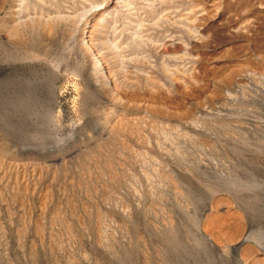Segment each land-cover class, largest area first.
Segmentation results:
<instances>
[{
    "label": "rangeland",
    "instance_id": "rangeland-1",
    "mask_svg": "<svg viewBox=\"0 0 264 264\" xmlns=\"http://www.w3.org/2000/svg\"><path fill=\"white\" fill-rule=\"evenodd\" d=\"M83 1L25 0V13L59 19L30 18L13 33L3 22L8 2L0 0V264H264V249L255 243L264 238V1H223L214 24L207 23L206 0L115 8L107 0ZM82 3L96 9L90 16L104 12L96 46L102 50L113 42L112 55L133 80L115 91L119 102L101 84L92 88L84 80L88 67L77 32L90 16L82 18ZM187 7L201 10L188 24L197 42L155 19L162 10L173 15ZM70 15L79 25H64ZM129 22L138 33L133 42L126 38ZM171 35L183 43L172 57L165 40ZM236 64L257 76L229 82L243 69ZM181 77L187 78L182 84ZM220 91L229 93L230 107L214 101ZM172 110H182L181 117ZM218 120L222 128L229 126L226 138L212 128ZM250 127L257 131L254 137ZM248 226L257 237L233 247Z\"/></svg>",
    "mask_w": 264,
    "mask_h": 264
},
{
    "label": "bare ground",
    "instance_id": "bare-ground-1",
    "mask_svg": "<svg viewBox=\"0 0 264 264\" xmlns=\"http://www.w3.org/2000/svg\"><path fill=\"white\" fill-rule=\"evenodd\" d=\"M27 1V0H26ZM84 1H86V0H84ZM83 1V2H84ZM108 2H109V4H111V6L112 7H117L120 3H123L124 5H128V4H142L143 3V5H149V3L151 2V0H107ZM184 1V0H183ZM202 1V0H201ZM207 1V5L209 6V8H210V11H211V13L208 15V17H207V23L208 24H211V23H213L214 24V22L215 21H217L220 17H221V15H222V9H220V5L222 4V2L223 1H226V0H219V2L217 3V2H215V1H213V0H206ZM233 1V0H232ZM235 1H237V0H235ZM262 1H264V0H262ZM7 2H8V12H6L7 13V15H6V17H5V19L3 20V22L4 21H8L5 25H6V27H10V29H12V32L14 31V32H16V30H18L19 28H23V27H25L26 26V24H27V22L28 21H30L31 19L30 18H34V17H37V18H43V20H51L52 18H54V19H52V20H55V19H59V14H54V15H46L45 17H40V16H36V15H29V14H27V13H25L24 11H25V9H28L27 8V4H26V2H25V0H7ZM81 2V1H80ZM171 2V1H170ZM172 2H175V1H172ZM238 2V1H237ZM78 3V2H77ZM228 3H229V1H228ZM231 3V2H230ZM68 4V3H67ZM71 4V3H70ZM183 4V3H182ZM250 4V3H249ZM108 5V4H107ZM179 5V4H178ZM87 5H85V4H81L80 5V9H82V18L83 19H86V17H88V16H90V14L94 11V10H96V9H94V8H90V6L89 7H86ZM169 6H171V5H169ZM194 6V5H193ZM260 6H261V4H260ZM77 7V6H76ZM241 7V6H240ZM249 7V6H248ZM108 8V7H107ZM113 8V9H114ZM125 8V7H124ZM146 8V7H145ZM167 8V7H166ZM184 8V7H183ZM226 8V7H225ZM263 8V7H262ZM72 10H73V4H72V8H71ZM77 9H79V8H77ZM79 9V10H80ZM127 9H130V8H127ZM247 9V8H246ZM57 10V9H56ZM69 10V9H68ZM108 10V9H107ZM112 10V9H111ZM119 10H121V9H119ZM162 10V9H161ZM203 10V9H202ZM76 11V10H75ZM128 11V10H127ZM200 8L199 7H187L186 9H184V10H182L181 12L180 11H178V10H175L174 11V13H173V15L171 14V13H168L167 11H165V10H162V13H159V11H158V15H156L155 17V19H157V18H162L163 20H166L167 22H169V23H171V25H170V28H172L173 29V31H177V32H184L185 34H186V32H187V34L189 35L188 36V41H190V42H194V40L196 41L197 40V37L194 35V34H190L189 32H188V29H189V27H188V24L192 21V20H195V18L200 14ZM246 11V10H245ZM57 12H59L58 10H57ZM56 12V13H57ZM63 12V11H62ZM71 12V11H70ZM74 12V11H73ZM112 12V11H111ZM122 12V11H121ZM203 12V11H202ZM5 13V14H6ZM60 13H61V11H60ZM64 13V12H63ZM81 13V12H80ZM156 13V12H155ZM31 14V13H30ZM64 14H68V13H64ZM73 14V13H72ZM79 14V13H78ZM103 14H104V12L103 11H100V12H98V13H96L95 15H92V16H90V19L88 18V19H86V21L84 22V24H83V26L81 27V29L80 30H78V40H79V43H80V45L82 46V49H83V52H84V55H85V59H86V62H87V66H85L86 67V69H87V67H88V71L87 72H82V74H83V76L85 77L84 78V80L86 79V82H88V84L90 85V87H92V88H96L95 86L97 85V84H101L105 89H106V91L108 92V96H110L113 100H117L118 99V96H117V94H116V92L115 91H117L118 90V87L120 86V85H123V84H126V83H129V82H133V80L131 79V78H128V76L125 74V72H123L122 71V69H121V63L120 62H118L117 60H116V58H114V56L112 55V52H113V48H114V46H115V44L113 43V42H107V44L105 45V46H103V48H102V50H100L99 49V47L98 46H96V41L97 40H99L100 38H101V24L103 23L102 22V17H103ZM107 15H108V13H106ZM109 14H111V13H109ZM132 14V13H131ZM135 14V13H134ZM234 14V13H233ZM257 14V13H256ZM4 15V14H3ZM38 15V14H37ZM204 15V14H203ZM238 15V14H237ZM258 15V14H257ZM105 16V15H104ZM256 16V15H255ZM52 17V18H51ZM125 17V16H124ZM135 17V16H134ZM138 16L136 15V17L135 18H137ZM140 17V16H139ZM139 17L137 18V20L139 19ZM154 17V16H153ZM201 17V16H200ZM63 18V17H62ZM76 18V17H75ZM75 18H73V16L72 15H70V16H68V17H65V19L62 21L63 23H64V25H66V26H77V25H79V22H76L74 19ZM108 18H109V16H108ZM112 18V17H111ZM256 18V17H255ZM110 19V18H109ZM127 19H128V17H127ZM141 19V18H140ZM139 19V20H140ZM142 19H143V17H142ZM80 20H82V19H80ZM110 20H112V19H110ZM132 20V19H131ZM152 20V19H151ZM154 20V19H153ZM201 20V19H200ZM0 21H2V20H0ZM37 21V20H36ZM150 21V20H149ZM205 21H206V19H205ZM220 21V20H219ZM60 22V21H59ZM125 22V21H124ZM159 22V21H158ZM199 22V21H198ZM40 23V22H39ZM132 23V22H131ZM130 22H129V24H131ZM143 23V22H142ZM226 23V22H225ZM256 23V22H255ZM42 24V23H41ZM58 24V23H57ZM61 24V23H60ZM133 24V26L131 25L130 27H127L128 28V30H127V35H126V38H128V40L130 41V42H133V40L135 39V40H137V35H138V33L136 32V30H134L135 28V23L133 22L132 23ZM216 24V23H215ZM243 24V23H242ZM82 25V24H81ZM121 25V24H120ZM146 25V24H145ZM165 25V24H164ZM3 26V25H2ZM1 26V27H2ZM43 26H45V25H43ZM63 26V25H62ZM128 26V25H127ZM137 26V25H136ZM149 26V25H148ZM152 27H154L153 25H151ZM157 27V26H156ZM167 27H169V25L167 26ZM237 27V26H236ZM244 27V26H243ZM258 27V26H257ZM55 28V27H54ZM66 28V27H65ZM79 28V27H78ZM141 28V27H140ZM191 28V27H190ZM232 28V27H231ZM31 29V28H30ZM33 29H34V27H33ZM123 29V28H122ZM125 29V28H124ZM124 29H123V31H124ZM141 30V29H140ZM190 30H193L192 28L190 29ZM228 30V29H227ZM232 30H234V29H232ZM251 30V29H250ZM256 30V29H255ZM9 31V30H8ZM21 31V30H20ZM145 31V30H144ZM205 31V30H204ZM13 32V33H14ZM196 32V31H195ZM209 32V31H208ZM207 32V33H208ZM56 33V32H55ZM137 33V35L135 36V34ZM249 33V32H248ZM5 34V33H4ZM17 35V34H16ZM140 35V34H139ZM168 35V34H167ZM179 35V34H178ZM222 35H223V33H222ZM249 35V34H248ZM5 36V35H4ZM250 36V35H249ZM257 36V35H256ZM145 37V36H144ZM186 37V36H185ZM205 37V36H204ZM248 37V36H247ZM22 38V37H21ZM260 38V37H259ZM144 39V38H143ZM146 39V38H145ZM183 39V38H182ZM15 40V39H14ZM142 40V39H141ZM150 40V39H149ZM166 40V51H167V53H168V55L169 56H174L173 54H174V52L176 51V50H180V49H182V46H183V43H182V40H181V38L179 37V36H175V35H171V36H167V38L165 39ZM239 40V39H238ZM127 41V40H126ZM152 41V40H151ZM188 41H184V42H188ZM55 42V41H54ZM123 42V41H122ZM140 42V41H139ZM156 42V41H155ZM197 42V41H196ZM42 44V43H41ZM152 44V43H151ZM160 44V43H159ZM186 44V43H185ZM57 45L58 44H56V47H57ZM118 45H120V44H118ZM139 45V44H138ZM195 45H196V43H195ZM238 46V45H237ZM55 47V48H56ZM58 47H60V45L58 46ZM136 47H138V46H136ZM234 47V46H233ZM247 47V46H246ZM255 47V46H254ZM157 48H158V46H157V44L156 43H154L153 44V49L156 51L157 50ZM3 49V48H2ZM25 49V48H24ZM150 49V48H149ZM252 49V48H251ZM43 50V49H42ZM237 50V49H236ZM253 50V49H252ZM260 50V49H259ZM30 51V50H29ZM33 51V50H32ZM44 51V50H43ZM160 51H162V50H160ZM159 51V52H160ZM184 51V50H183ZM195 51V50H194ZM201 51V50H200ZM203 51V50H202ZM231 51V50H230ZM254 51H256V50H254ZM253 51V52H254ZM261 51V50H260ZM181 52V51H180ZM193 52V51H192ZM222 52H224V51H222ZM138 53V52H137ZM156 53V52H155ZM176 53V52H175ZM258 53H259V51H258ZM28 54V53H27ZM56 54H57V51H56ZM165 54V53H164ZM182 54V53H181ZM34 55V54H33ZM32 55V56H33ZM135 55V54H134ZM183 55V54H182ZM190 55V54H189ZM230 55V54H229ZM31 56V59L33 58ZM35 56V55H34ZM52 56V55H51ZM54 56V55H53ZM129 56V55H128ZM142 56V55H141ZM43 57V56H42ZM7 58V57H6ZM27 59L26 60H28V62H29V58L28 57H26ZM47 58V57H46ZM51 57H49V58H47V59H50ZM58 58V57H57ZM169 58V57H168ZM175 58V57H174ZM246 58V57H245ZM258 58V57H257ZM33 59H35V57L33 58ZM40 58H38V60H39ZM56 59V58H55ZM85 59H82V60H85ZM234 59H236V58H234ZM247 59V58H246ZM4 60V59H3ZM38 60H37V64H38ZM44 60H45V58H44ZM53 60V59H52ZM57 60V59H56ZM73 60V59H72ZM170 60V59H169ZM244 60V59H243ZM12 61V60H11ZM40 61H43V58H42V60H40ZM219 61V60H218ZM27 62V61H26ZM25 62V63H26ZM44 63L46 62V61H43ZM42 62V63H43ZM250 62V61H249ZM13 63V62H12ZM32 63V62H31ZM48 63V65L51 63V61L50 62H47ZM58 61L56 62V64L58 65ZM119 63V64H118ZM51 64H53V63H51ZM60 64V63H59ZM163 64V63H162ZM225 64V63H224ZM238 64H240V63H238ZM238 64H236L237 66H238V68H241V67H239V65ZM242 65H243V62L241 63ZM248 64H250V63H248ZM36 65V64H35ZM45 65V64H44ZM168 65V64H167ZM175 65V64H174ZM173 65V66H174ZM229 65H230V63H229ZM13 66V65H12ZM15 66V65H14ZM32 66V65H31ZM46 66V65H45ZM55 66V65H54ZM72 66H73V64H72ZM177 66V68H175V66H174V69H178L177 71H179L181 68H182V66H181V68L179 69V67H180V65L178 66V65H176ZM192 66V65H191ZM228 66V65H227ZM231 66V65H230ZM244 66H246L245 64H244ZM263 66V65H262ZM11 67V66H10ZM27 67H28V65H27ZM51 67V66H50ZM56 67V66H55ZM229 67V66H228ZM227 67V68H228ZM247 67V66H246ZM243 68V69H239V71L238 72H236V74H235V76L233 77V79H231V81H229V82H231V83H233V84H237V82L238 81H240V79H241V77L243 78V76H245V75H247V76H253V72L252 71H249V70H247V69H249V68ZM25 68V67H24ZM33 68H34V66H33ZM38 68V67H37ZM36 68V69H37ZM42 68V67H41ZM45 68H47V67H45ZM52 68V67H51ZM56 68H58V67H56ZM71 68V67H70ZM82 68H84V67H82ZM165 68H166V66H165ZM211 68V67H210ZM231 68H232V66H231ZM28 69L29 68H27V72H28ZM32 69V68H31ZM64 69V68H63ZM62 69V71H65V70H63ZM76 69V68H75ZM183 69V68H182ZM215 69V68H214ZM233 69V68H232ZM22 70H24L23 69V67H22V69H21V72H22ZM33 70H35V69H33ZM33 70H31V71H33ZM67 70V69H66ZM74 70V69H73ZM173 70V69H172ZM184 70H186V69H184ZM191 70V69H190ZM227 70V69H226ZM241 70V71H240ZM38 71V70H37ZM81 71V70H80ZM84 71V70H83ZM196 71V70H195ZM228 71V70H227ZM232 71H234V70H232ZM235 71H237V69H236V67H235ZM25 72V71H24ZM49 72V71H48ZM181 72V71H180ZM186 72V71H185ZM189 72V71H188ZM230 72V70L228 71V73ZM18 73H19V71H18ZM23 73V72H22ZM47 73V72H46ZM50 73V72H49ZM81 73V72H80ZM150 73V72H149ZM161 74H162V72H160ZM168 74H170L169 72H167ZM175 73V72H174ZM183 73H184V71H183ZM190 73V72H189ZM193 73H194V71H193ZM233 73V72H232ZM9 74V73H8ZM7 74V75H8ZM15 74H17V73H15ZM29 74V73H28ZM33 74V73H32ZM32 74H30V75H32ZM164 74V73H163ZM166 74V73H165ZM185 74V73H184ZM188 74V73H187ZM231 74V73H230ZM14 75V74H13ZM24 75V74H23ZM26 75V74H25ZM172 75V74H171ZM179 75H181V73L179 74ZM190 75V74H189ZM229 75V74H228ZM233 75V74H232ZM254 75H256V74H254ZM12 76V75H11ZM10 76V77H11ZM20 76V75H19ZM37 76V75H36ZM150 76V75H149ZM161 76H163V75H161ZM187 76V75H186ZM257 76V75H256ZM5 77V76H4ZM9 77V76H8ZM45 77V76H44ZM169 77H170V75H169ZM168 77V79H170ZM172 77V76H171ZM175 77V76H174ZM176 77H177V75H176ZM184 77V76H183ZM190 78L192 77V76H189ZM225 77V76H224ZM223 77V79H226L225 81H227L228 79L227 78H224ZM255 77V76H254ZM263 77V76H262ZM15 77H13V79H14ZM35 78V77H34ZM41 78H43V77H41ZM40 78V79H41ZM146 78H149V77H146ZM151 78V77H150ZM164 78V77H163ZM178 78V77H177ZM7 79V78H6ZM11 79H12V77H11ZM12 79V80H13ZM23 79H24V77H23ZM23 79H21L22 80V82H23ZM26 79V78H25ZM29 79V78H28ZM31 79V78H30ZM36 79H37V77H36ZM48 79V78H47ZM92 79V80H91ZM192 79V78H191ZM191 79H189V80H191ZM223 79H221V80H223ZM254 79V78H253ZM255 79H257V77L255 78ZM27 80V79H26ZM26 80H24V81H26ZM43 80H44V78H43ZM46 80V79H45ZM171 80V79H170ZM169 80V81H170ZM178 80H180V79H178ZM183 80H187V78L185 79H183ZM205 80V79H204ZM213 80H215V79H213ZM220 80V79H219ZM220 80V81H221ZM14 81V80H13ZM40 81V80H39ZM158 81V80H157ZM177 81V80H176ZM182 81V77H181V80H180V82ZM184 81V82H185ZM194 81V80H193ZM243 81V80H242ZM1 82V81H0ZM6 82V81H5ZM12 82V81H11ZM20 82V81H19ZM18 82V83H19ZM42 82V81H41ZM172 82V81H171ZM170 82V83H171ZM174 82V81H173ZM173 82H172V84H173ZM184 82H181L180 84H182V83H184ZM201 82V81H200ZM203 82V81H202ZM201 82V83H202ZM228 82V81H227ZM226 82V83H227ZM8 83H9V81H8ZM13 83V82H12ZM175 84H176V82H174ZM217 83V82H216ZM241 83V82H240ZM245 83V82H244ZM30 83H28V85H29ZM35 84V83H34ZM38 84V83H37ZM41 84V83H40ZM86 84V83H85ZM171 84V85H172ZM195 84V83H194ZM215 84V82L213 83L212 82V85H214ZM43 85V84H42ZM45 85V84H44ZM88 85V86H89ZM127 85V84H126ZM125 85V86H126ZM148 85V84H147ZM150 85V84H149ZM207 85H209V84H207ZM220 85V84H219ZM33 86V85H32ZM41 86V85H40ZM183 86V85H182ZM186 85H184V87H185ZM232 86V85H231ZM236 86V85H235ZM238 86V85H237ZM190 87V86H189ZM206 87V86H205ZM214 87V86H213ZM228 87V86H227ZM244 87V86H243ZM26 88V87H25ZM31 88V87H30ZM238 88V87H237ZM239 88H241V87H239ZM17 89V88H16ZM43 89V88H42ZM156 89V88H155ZM165 89V88H164ZM217 90L219 89L218 87L216 88ZM222 89V88H221ZM224 89V88H223ZM18 90V89H17ZM95 90V89H94ZM104 90V89H103ZM184 90V89H183ZM186 90V89H185ZM184 90V91H185ZM204 90V89H203ZM214 90H215V88H214ZM247 90V89H246ZM31 91V90H30ZM43 91V90H42ZM88 91H90V89H88ZM105 91V90H104ZM105 91V92H106ZM150 91H152L151 89H150ZM183 91V92H184ZM221 91H223V90H221ZM219 92L220 94H221V96H218L216 93V97L215 98H213L214 99V101H216V102H219V103H227L228 102V100H229V97H230V95H229V93H227V94H224L223 93V95H222V92ZM228 91V90H227ZM264 91V90H263ZM33 92V91H32ZM35 92V91H34ZM33 92V93H34ZM38 92V91H37ZM49 92V91H48ZM47 92V93H48ZM83 92V91H82ZM96 92V91H95ZM94 92V93H95ZM98 92V91H97ZM118 92H119V90H118ZM210 92V91H209ZM208 92V93H209ZM212 92V94H210V96L212 97L213 96V90L211 91ZM215 92H217V91H215ZM226 92V91H225ZM247 92V91H246ZM91 93V92H90ZM93 93V92H92ZM142 93V92H141ZM264 93V92H263ZM31 94V93H30ZM96 94V93H95ZM98 94V93H97ZM204 94V93H203ZM34 95V94H33ZM39 95V94H38ZM37 95V96H38ZM100 95V94H99ZM192 95V94H191ZM207 95H209V94H207ZM206 95V97H208ZM16 96V95H15ZM26 96H27V94H26ZM36 96V95H35ZM49 96V95H48ZM47 96V97H48ZM251 96V95H250ZM32 97H34V96H32ZM41 97V96H40ZM127 97V96H126ZM148 97V96H147ZM197 97V96H196ZM196 97L194 98V99H196ZM211 97H208V98H210V100L212 101V99H211ZM20 98V97H19ZM24 98V97H23ZM140 98V97H139ZM146 98V97H145ZM162 98V97H161ZM193 97H191V100H190V102L191 103H193L194 105H199V104H201L202 102H201V98H199V102H201V103H198V99H196V100H194V99H192ZM198 98V97H197ZM203 98V97H202ZM233 98V97H232ZM231 98V99H232ZM30 99V98H29ZM28 99V100H29ZM35 99V98H34ZM33 99V100H34ZM110 99V98H109ZM112 99H110L111 101H112ZM152 99V98H151ZM203 99H205V98H203ZM203 99H202V101H203ZM240 99V98H239ZM7 100V99H6ZM10 100V99H9ZM209 100V99H208ZM208 100H207V102H208ZM15 101V100H14ZM14 101H12V103L14 102ZM17 101V100H16ZM15 101V102H16ZM37 101H38V99H37ZM118 101V100H117ZM128 101H129V99H128ZM206 101V100H205ZM29 102V101H28ZM27 102V103H28ZM30 102H31V100H30ZM34 102V101H33ZM35 102H36V100H35ZM119 102V101H118ZM117 102V103H118ZM9 103H11V102H9ZM9 103H8V105H9ZM115 103V102H114ZM121 103V102H120ZM185 103V102H184ZM203 103H204V101H203ZM209 103H210V101H209ZM212 103V102H211ZM215 103V102H214ZM223 103V104H224ZM225 103V104H226ZM23 104V103H22ZM144 104H145V102H144ZM187 104V103H186ZM204 104H206V103H204ZM204 104H202V105H204ZM216 104H218V103H216ZM228 104V103H227ZM16 105V104H15ZM14 105V106H15ZM117 105H119V104H117ZM176 105V104H175ZM183 105V104H182ZM209 105V104H208ZM18 106V105H17ZM21 106V105H20ZM30 106V105H29ZM163 106V105H162ZM226 106V105H225ZM228 106H229V104H228ZM231 106V105H230ZM229 106V107H230ZM10 107V106H9ZM13 107V106H12ZM31 107V106H30ZM35 107V106H34ZM150 107V106H149ZM184 107V106H183ZM190 107H191V105H190ZM199 107H200V105H199ZM199 107H197V108H199ZM4 108V111H5V107H3ZM7 108V107H6ZM11 108V107H10ZM19 108V107H18ZM23 108V107H22ZM40 108V107H39ZM48 108V107H47ZM124 108V107H123ZM159 108V107H158ZM167 108V107H166ZM182 108V107H181ZM202 108H204V106L202 107ZM21 109V108H20ZM24 109V108H23ZM31 109V108H30ZM34 109V108H33ZM32 109V110H33ZM42 109V108H41ZM45 109V108H44ZM168 109V108H167ZM172 109H173V107H172ZM200 109V108H199ZM205 109V108H204ZM16 110V109H15ZM14 110V111H15ZM35 110V109H34ZM142 110V109H141ZM158 110V109H157ZM176 110V109H175ZM175 110H172V111H174L175 112ZM196 110V109H195ZM24 111V110H23ZM25 111H27V110H25ZM155 111V110H154ZM159 111V110H158ZM163 111V110H162ZM161 111V112H162ZM167 111V110H166ZM165 111V112H166ZM169 111H171V109H169ZM168 111V112H169ZM180 111V110H179ZM185 111H186V109H185ZM242 111V110H241ZM7 112V111H6ZM9 112V111H8ZM18 112V111H17ZM35 112V111H34ZM87 112V111H86ZM137 112V111H136ZM141 112H145L146 113V111H144V109H143V111H141ZM148 112V111H147ZM156 112V111H155ZM178 111H176L175 113H177ZM180 112H182V110L180 111ZM180 112H178L179 114H177V116H180L181 117V113ZM184 112V111H183ZM10 113H14V112H11L10 111ZM33 113V112H32ZM48 114H49V112H47ZM120 113V112H119ZM163 113V112H162ZM174 113V114H175ZM185 113V112H184ZM183 113V114H184ZM189 113H190V111H189ZM192 113V112H191ZM4 114H6V113H4ZM22 114H24V113H22ZM27 114V113H26ZM29 114H30V112H29ZM154 114V113H153ZM166 114H167V112H166ZM170 114V113H169ZM186 114H188V113H186ZM3 115V114H2ZM2 115H0V116H2ZM14 115V114H13ZM132 115V114H131ZM164 115V114H163ZM168 115V114H167ZM170 115H173V112L170 114ZM169 115V116H170ZM176 115V114H175ZM189 115H191V114H189ZM5 116V115H4ZM3 116V117H4ZM16 116H18L17 114H16ZM15 116V117H16ZM19 116H20V114H19ZM49 116V115H48ZM108 116V115H107ZM116 116H118V114H116V113H114V114H112L111 116H110V118L111 119H113L112 121H114V118H116ZM129 116V115H128ZM127 116V117H128ZM155 116H157V115H155ZM169 116L167 117V118H169ZM209 116V115H208ZM2 117V118H3ZM6 117V116H5ZM8 117H10V115H8ZM11 117H13V116H11ZM26 117V116H25ZM40 117V116H39ZM46 117V116H45ZM50 117V116H49ZM122 117V116H121ZM137 117V116H136ZM141 117V116H140ZM142 117H143V115H142ZM147 117V116H146ZM171 117V116H170ZM192 116H190V118H191ZM196 117V116H195ZM194 117V118H195ZM205 117V116H204ZM215 117V116H214ZM7 118V117H6ZM18 118V117H17ZM47 118V117H46ZM119 118V117H118ZM131 118H133V117H131ZM179 118V117H178ZM183 118H185V119H189V118H187V116L185 117V114L183 115ZM213 118V117H212ZM8 119V118H7ZM20 119V118H19ZM48 119V118H47ZM79 119V118H78ZM160 119V118H159ZM177 119V118H176ZM225 119V118H224ZM0 120H1V118H0ZM3 120V119H2ZM33 121H35V119H32ZM83 120V119H82ZM117 120V119H116ZM167 120V119H166ZM169 120V119H168ZM172 120V119H171ZM181 120H182V118H181ZM191 120V119H190ZM198 120V119H197ZM212 120V119H211ZM217 120V119H216ZM31 121V120H30ZM37 121V120H36ZM106 121V120H105ZM178 121V120H177ZM180 121V120H179ZM189 121V120H188ZM192 121V120H191ZM213 121V120H212ZM5 122L6 121H4V124H5ZM7 122H9V121H7ZM44 122V121H43ZM228 122V121H227ZM226 122V123H227ZM12 123V122H11ZM45 123V122H44ZM114 123H115V121H114ZM216 124H214V127H212L214 130H215V132L218 134V135H220V134H223L224 136L223 137H225V136H228L229 135V133H228V131H227V127H229V126H226V128H222L223 126L220 124V121L218 120V123L217 122H215ZM226 123H224V125L226 124ZM231 123V122H230ZM240 123V122H239ZM1 124V123H0ZM3 124V123H2ZM10 124V123H9ZM19 124V123H18ZM127 124V123H126ZM193 124V123H192ZM263 124V123H262ZM8 125V124H7ZM47 125H48V123H47ZM112 125V124H111ZM110 125V126H111ZM173 125V124H172ZM227 125V124H226ZM231 125V124H230ZM257 125V124H256ZM5 126V125H4ZM164 126H166V125H164ZM235 126V125H234ZM254 126V125H253ZM264 126V125H263ZM167 127V126H166ZM166 127H165V131H166ZM225 127V126H224ZM256 127V126H255ZM259 127V126H258ZM257 127V128H258ZM260 127H262V126H260ZM8 128V127H7ZM48 128V127H47ZM106 128V127H105ZM162 128V127H161ZM173 128V127H172ZM176 128H178V127H176L175 126V129L174 130H176ZM45 129V128H44ZM43 129V130H44ZM138 129V128H137ZM231 129V128H230ZM10 130V129H9ZM101 130H102V128H101ZM108 130V129H107ZM169 131H170V129H168ZM167 130V131H168ZM13 131V130H12ZM33 131V130H32ZM51 131V130H50ZM49 131V132H50ZM171 131H173L172 129H171ZM14 132V131H13ZM161 132V131H160ZM164 132V131H163ZM174 132V131H173ZM177 132V131H176ZM233 132V131H232ZM35 133V132H34ZM41 133V132H40ZM101 133V132H100ZM165 134H167L166 132H164ZM178 133V132H177ZM177 133H176V135H177ZM183 133V132H182ZM187 133V132H186ZM239 133V136H240V138H244V137H246L247 136V134L246 133H244V132H238ZM248 133L251 135V137H254V136H252V135H255V133H257V131L256 130H254V128L252 129L251 127L248 129ZM60 134V133H59ZM264 134V133H263ZM7 135V134H6ZM12 135H13V133H12ZM162 135V134H161ZM164 135V134H163ZM168 135V134H167ZM171 135V134H170ZM176 135H174V136H176ZM179 135V134H178ZM181 135H183V134H181ZM194 135V134H193ZM217 135V136H218ZM56 136V135H55ZM173 136V135H172ZM172 136H170V138H173ZM234 136H236V134L234 135ZM166 137V136H165ZM183 137V136H182ZM232 137H233V134H232ZM146 138V137H145ZM163 138V137H162ZM181 138V137H180ZM226 138V137H225ZM224 138V139H225ZM237 138V137H236ZM166 139V138H165ZM169 139V138H168ZM175 139V138H174ZM181 139H183V138H181ZM185 139H187V138H185ZM253 139V138H252ZM251 139V140H252ZM255 139V138H254ZM170 140V139H169ZM243 140V139H242ZM246 140V139H245ZM256 140V139H255ZM258 140V139H257ZM126 141V140H125ZM138 141V140H137ZM161 141H162V139H161ZM186 141V140H185ZM194 141V140H193ZM223 141V140H222ZM244 141V140H243ZM246 141H248V140H246ZM22 142V141H21ZM33 142V141H32ZM96 142V141H95ZM102 142V141H101ZM163 142V141H162ZM171 142V144H172V141H170ZM170 142H168V144L165 142V144H167L168 145V147H169V144H170ZM176 142H178V141H176ZM175 142V143H176ZM231 142L233 143V141L231 140ZM164 143V142H163ZM223 143H225V142H223ZM232 143H231V145H232ZM247 143V142H246ZM148 144V143H147ZM170 144V145H171ZM181 144V143H180ZM226 144V143H225ZM252 144V143H251ZM253 144H256V143H253ZM259 144V143H258ZM160 145V144H159ZM175 145V144H174ZM177 145V144H176ZM228 145H230L229 143H228ZM234 145V144H233ZM240 145H242V144H240ZM240 145H238L239 147H242L243 148V145L242 146H240ZM248 145V144H247ZM14 146V145H13ZM162 146V145H161ZM164 146V145H163ZM237 146V147H238ZM249 146H251V145H249ZM96 147V146H95ZM139 147V146H138ZM158 147V146H157ZM166 147V146H165ZM173 147V146H172ZM178 147V146H177ZM223 147V146H222ZM227 147V146H226ZM255 147V146H254ZM110 148V147H109ZM232 148H235V147H232ZM231 148V149H232ZM249 148V147H248ZM256 148V147H255ZM20 149V148H19ZM135 149V148H134ZM154 149V148H153ZM158 149V148H157ZM164 149V148H163ZM166 149V148H165ZM174 149H176V148H174ZM179 149V148H178ZM227 149H229V146H228V148ZM246 149V148H245ZM167 150H169V149H167ZM180 150V149H179ZM233 150V149H232ZM239 150V149H238ZM260 150V149H259ZM158 151L160 152L161 150L160 149H158ZM164 151V150H163ZM171 152H172V150H170ZM234 151V150H233ZM240 151V150H239ZM242 151V150H241ZM240 151V152H241ZM165 152V151H164ZM163 152V153H164ZM239 152V153H240ZM156 153V152H155ZM165 153H167V152H165ZM236 153V152H235ZM2 154V153H1ZM141 154V153H140ZM173 154V153H172ZM238 154V153H237ZM70 155V154H69ZM162 155V154H161ZM165 155V154H164ZM167 155H169V154H167ZM174 155V154H173ZM261 155H263V154H261ZM123 156V155H122ZM172 156V155H171ZM139 157V156H138ZM125 158V157H124ZM152 158V157H151ZM184 158V157H183ZM182 158V159H183ZM136 159V158H135ZM172 159V158H171ZM176 159H178V157L176 158ZM181 159V158H180ZM231 159V158H230ZM6 160V159H5ZM4 161V160H3ZM10 161V160H9ZM51 161V160H50ZM175 161V160H174ZM6 162V161H5ZM42 162V161H41ZM134 162V161H133ZM162 162V161H161ZM202 162V161H201ZM167 163V162H166ZM66 164V163H65ZM4 165H5V163H4ZM124 165V164H123ZM151 165V164H150ZM153 165V164H152ZM185 167V166H184ZM214 167V166H213ZM160 168V167H159ZM176 168V167H175ZM178 168V167H177ZM46 169V168H45ZM151 169V168H150ZM153 169V168H152ZM160 170V169H159ZM218 170V168L216 169V171ZM162 171V170H161ZM209 171V170H208ZM213 171V170H212ZM219 171V173H221L220 174V176L222 175H224V173L222 172V170L221 169H219L218 170ZM132 172V171H131ZM216 173V175H219V173L218 172H215ZM39 174V173H38ZM148 174V173H147ZM183 174V173H182ZM219 176V177H220ZM222 181V180H221ZM227 182V181H226ZM222 183H224V182H222ZM221 183V184H222ZM238 185V184H237ZM231 187H232V184L230 185ZM237 188V187H236ZM233 189V188H232ZM235 189V188H234ZM229 190V189H228ZM242 195V194H241ZM126 209V208H125ZM132 210V209H131ZM124 213V212H123ZM62 215V214H61ZM55 216H56V214H55ZM63 217V216H62ZM59 218V217H58ZM63 220V219H62ZM225 220V219H224ZM220 222H221V220H220ZM242 222V221H241ZM223 223V222H222ZM218 226V225H217ZM223 227H224V225H223ZM236 228V227H235ZM248 228H249V226H248ZM247 228V230H244V232L243 233H241V235H240V233L238 234V235H240V237L238 238V243H236V244H234L233 243V247H235V248H237V246L239 245V243H241V242H246V241H249V240H252V241H254L253 240V238L255 237H257V235H256V232H252L251 230H250V228L248 229ZM52 229V228H51ZM242 229H243V227H242ZM246 229V228H245ZM239 230V229H238ZM225 231V230H224ZM240 231H241V228H240ZM70 232V231H69ZM232 232V231H231ZM233 233V232H232ZM232 236V235H231ZM234 238V237H233ZM237 239V238H236ZM235 239V240H236ZM211 242V241H210ZM237 242V241H236ZM255 243L258 245V247H260V248H262V249H264V238H260L258 241H255ZM250 252V251H249ZM252 255V254H251ZM253 256V255H252ZM258 258V257H257Z\"/></svg>",
    "mask_w": 264,
    "mask_h": 264
}]
</instances>
